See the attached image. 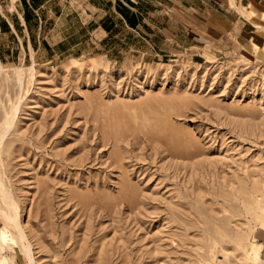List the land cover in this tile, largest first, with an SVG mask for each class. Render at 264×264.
<instances>
[{"label": "rangeland", "instance_id": "rangeland-1", "mask_svg": "<svg viewBox=\"0 0 264 264\" xmlns=\"http://www.w3.org/2000/svg\"><path fill=\"white\" fill-rule=\"evenodd\" d=\"M86 5L0 30V264H264V56Z\"/></svg>", "mask_w": 264, "mask_h": 264}, {"label": "crops", "instance_id": "crops-1", "mask_svg": "<svg viewBox=\"0 0 264 264\" xmlns=\"http://www.w3.org/2000/svg\"><path fill=\"white\" fill-rule=\"evenodd\" d=\"M51 0H10V9L15 10L18 2L23 7V14L18 13L17 21H2L1 31L23 45L17 34L18 26L26 29L34 19H40L39 11ZM68 1V0H67ZM86 9L103 11L105 16L112 18L111 12L119 18V24L132 30L142 26L177 27V31L170 33L169 42L183 44L185 51H199L210 47L218 53H232L241 50L247 57L264 56V0H84ZM32 18L30 24L25 20V12ZM146 11H161L163 18L149 15ZM36 14V15H34ZM159 14V13H157ZM152 16V17H151ZM107 19V17H106ZM163 20V21H162ZM114 22V21H113ZM118 22H114L117 26ZM21 24V25H20ZM102 24H107L103 21ZM112 25V22L109 23ZM110 27H107L109 29ZM1 46V45H0ZM179 46V44H178ZM34 44L30 43V50ZM253 49L259 50L254 52ZM175 49L169 52L173 55ZM12 51L9 57H16ZM167 56V55H165ZM0 59L5 60L3 49L0 48Z\"/></svg>", "mask_w": 264, "mask_h": 264}, {"label": "bare ground", "instance_id": "bare-ground-1", "mask_svg": "<svg viewBox=\"0 0 264 264\" xmlns=\"http://www.w3.org/2000/svg\"><path fill=\"white\" fill-rule=\"evenodd\" d=\"M19 69V68H18ZM19 71H20V69H19ZM21 72H22V70H21ZM22 85V84H21ZM21 87V86H20ZM19 103V102H18ZM16 110H17V112H18V109L16 108L15 109V115H16ZM15 119V118H14ZM8 123V122H7ZM10 125V124H9ZM8 125V126H9ZM7 126V128L4 130V132L2 133V135H1V137H0V149H1V146H2V144H3V142H4V139L6 138L7 139V137H6V135H8V132H9V129L11 128L10 126L8 127ZM7 130H8V132H7ZM0 189H1V182H0ZM2 194L4 195V196H7L8 197V195H7V193L6 192H4V191H2ZM14 204V203H13ZM15 205V204H14ZM15 207V206H14ZM14 210V209H13ZM16 211V209L14 210V212ZM0 214L1 215H3V217L6 219V221H8V222H10V223H12L16 228H17V230L19 231V229H18V227H19V216H18V214L17 213H14V215L12 214V215H8V214H6V213H4L1 209H0ZM22 241H23V246H25L26 247V242H25V237L24 236H22Z\"/></svg>", "mask_w": 264, "mask_h": 264}, {"label": "trees", "instance_id": "trees-1", "mask_svg": "<svg viewBox=\"0 0 264 264\" xmlns=\"http://www.w3.org/2000/svg\"><path fill=\"white\" fill-rule=\"evenodd\" d=\"M31 19H32V18H29V17H28V13H27V11H26V12H25V20H26L27 24H30Z\"/></svg>", "mask_w": 264, "mask_h": 264}]
</instances>
